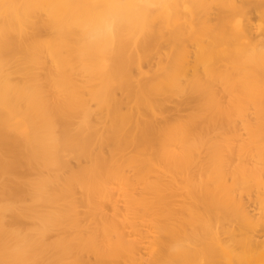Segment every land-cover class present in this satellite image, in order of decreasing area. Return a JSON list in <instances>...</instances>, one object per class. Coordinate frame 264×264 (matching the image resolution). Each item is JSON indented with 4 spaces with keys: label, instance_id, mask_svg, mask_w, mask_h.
<instances>
[{
    "label": "bare ground",
    "instance_id": "obj_1",
    "mask_svg": "<svg viewBox=\"0 0 264 264\" xmlns=\"http://www.w3.org/2000/svg\"><path fill=\"white\" fill-rule=\"evenodd\" d=\"M159 1L126 0L121 7L119 0H0V264H120L121 259L142 264L137 244L125 246L124 220L110 188L115 181L124 186L130 206L155 217L149 264H264V240L257 233L264 228L260 208L256 212L244 201L250 175L242 172L227 184L216 155H211L207 178L188 186L193 204L189 219L180 218L177 204L173 210L180 217L167 230L162 221L172 208L166 207L167 185L161 170L167 164L179 166L175 146L202 140L193 133L198 120L205 118L201 112L211 118L228 113L213 87L226 83L231 72L238 74L242 103L255 107L256 126L250 135L264 142V39L251 48L240 44L230 51L232 35L206 31L192 40L196 49L186 61L188 68L184 64L173 72L164 64L162 75L157 70L158 76L151 75L144 87L130 90L123 73L125 50L155 42L159 32L151 28L150 17L157 19L178 7L174 0H164L162 7ZM189 2L190 11L199 18L216 13L242 22L249 8L258 10L264 33V0ZM108 15L116 17L114 23ZM167 30L171 31L166 28L164 33ZM167 33L163 38L167 36L168 42L173 36ZM158 54L159 60L163 54ZM140 56V60L146 57ZM222 59L227 64L220 70ZM166 90L182 98L192 91L204 103L185 120L165 117ZM170 110L180 112V103ZM129 147L138 156H130V151L124 155ZM129 167L136 170V182L142 185L137 199L125 172ZM254 185L264 195V182ZM104 200L111 203V215L103 211ZM259 203L264 207L263 201ZM195 209H205L206 220Z\"/></svg>",
    "mask_w": 264,
    "mask_h": 264
},
{
    "label": "rangeland",
    "instance_id": "obj_2",
    "mask_svg": "<svg viewBox=\"0 0 264 264\" xmlns=\"http://www.w3.org/2000/svg\"><path fill=\"white\" fill-rule=\"evenodd\" d=\"M125 1L126 0H119V6L124 7L126 5ZM160 1H161V3H160ZM160 1H159V3L161 5V7L164 6V4H165L164 0H160ZM173 2H174V4H176L180 8V10L178 7L177 8L173 7L172 10L163 13L162 15L157 17V19L154 17H150L152 29L156 30V28L159 29L160 27H162L159 30L158 29L156 30L161 35V36H159V38H160L159 41L161 43L159 42L158 44L159 45L162 44V46L160 45L161 46L160 47L157 44V42H158L157 39H158L159 34L156 33L157 34L156 41L147 43L146 45L143 46L145 48L142 47L143 49L142 48L135 49L134 47H129L125 50V55L127 57V64L128 63L129 64L124 65L125 70L123 73L129 81L130 90L136 89L135 91H137V90L141 89L142 87H144L148 83L150 76L155 75L157 73V70H158V74H159V72H161L159 74V76L162 75L161 67H164L165 65L173 72L180 71L183 68L184 64H185V66L187 65L186 61H190L192 53L196 49V47H194V48L192 47V45H195L193 42L194 37L207 34V32H209L210 30H218L219 34L232 35L233 36L234 46L231 45L228 47L230 49V51H232L234 48H238V46L240 44H244V46H243L244 48H246L247 45H248V48H251V46L255 45L256 43L261 42L264 39V37H263L264 33L262 32V30L260 28L261 25H259L260 22H259V11L258 10L249 8L248 9L249 15H248L247 20L240 22V20H238L237 18L228 16V15L227 16L226 15L220 16V15H217L216 13H213L211 15L212 17H210V16L200 17V18L197 16L195 17L194 13H192V11H190L189 0H179V1L174 0ZM247 2L252 4L253 2H255V0H247ZM183 11H185L189 14L191 13L190 16H189V14L187 15ZM179 13H181L182 16ZM177 14H179V15H177ZM192 14L194 15V19H192L193 18ZM181 17H182V19H181ZM163 18H166V20H164ZM178 18L181 19L182 21L181 20L179 21ZM189 18H191V20ZM207 18H209V19H207ZM107 19L110 23H114L116 17L114 15H108ZM141 19L149 21V17H143ZM183 19H187V20L184 21ZM207 20H209V21L206 22ZM160 21H162V22H160ZM174 21H178V23L176 22V24H174L175 26L173 25V23H175ZM170 22H171V24H170ZM211 22H212V24H211ZM156 23H157V25H161V26L160 27L157 26ZM162 23L165 26H163ZM167 23H169L168 24L169 27L167 26ZM181 23H183V25L185 23L187 24L186 26H184V29L187 26L188 27L184 30L182 28L183 25H181ZM206 23H209V25H207ZM171 26L173 29H175V31L170 29ZM179 26L182 28V30H184V31L181 30V34H179L180 32L179 33L177 32L181 29ZM165 27L172 31V32L171 31L168 32V30H167L168 33L165 32V33H167V35L169 37L174 32L175 33L177 32L179 35L176 34V36H174V35H172V36L174 38L176 37L178 39H174L173 37L172 38L170 37V38H168V42H167V36H166V39L163 38V35L165 34L164 31H166ZM224 27H226V28H224ZM178 28H180V29L178 30ZM161 29H163V30L161 31ZM186 31H187V34H186ZM194 31H196L197 33L194 34ZM202 32H204V33H202ZM183 33L187 37L183 36ZM247 33H248V36H247ZM192 34H194V35H192ZM188 36H190L191 38ZM182 37L183 38L185 37L184 40ZM164 40H166V41H164ZM172 40H174L175 42L172 43ZM178 40H180L179 44L176 43V41L178 42ZM169 41L171 44V48H168V46L170 47ZM162 42L165 43L166 49L167 48H168V50L173 49V51L170 50V54H169V52L166 53L168 50H166V52H165V46L163 45ZM172 44L174 47L176 46V49L172 48L173 47ZM154 47H156V48L154 49ZM248 48H247V50H249ZM141 49H142V51H141ZM157 49H158V51H156ZM162 49H163V51H162ZM177 49H178V51H177ZM152 50H153V52H152ZM189 50H191V51H189ZM220 50H224V48L221 47ZM144 52L145 53L148 52V54H150V55L152 53L155 54V52L160 53V54H158L159 56H161L162 54L163 55H162V57H160L161 59L158 60L159 57L156 56L157 53L154 55L155 56V58H154V56H152L153 54L151 55L152 56L151 57L147 53L145 54ZM179 52H181V54ZM184 53H185V55H184ZM136 54L138 55V58H137ZM143 54L146 57L142 56V59L140 60V57H141L140 55H143ZM169 55H170V58H169ZM173 56H174V58H173ZM156 57H158V58H156ZM176 57L179 58V60ZM166 58H168L167 61H166ZM132 59H135V60H132ZM155 60L156 61L158 60L156 62L158 67L155 66V64H156V63H154ZM140 61H142L141 64H140ZM160 61H162L161 63H163V62L164 63L161 64ZM221 61L219 62L218 66L220 65L219 66L220 70H223L224 66L227 64V61L224 59H222ZM178 63H179V65H178ZM137 67H138V69H137ZM186 67L188 68V65ZM156 68H158V69H156ZM154 70H155V72H154ZM149 72H151V73H149ZM142 73H143V75H142ZM231 73L232 74L230 75V77L226 81V83H224L223 85L217 83L213 87V89L216 91V93L218 95L217 97L220 99V102L222 103L221 106L222 107L224 106L225 108H227L228 113L222 114L219 116H217L216 114H213V116L211 118V116L208 117V114L206 115L205 112H201V114L203 116H205V118L198 120L201 122H197V124H195V128H197V129L194 128L193 133L195 135L201 136L202 140L201 141L190 140L186 144H183V146L181 145V147L179 145L175 146L174 147V149H176L175 152L178 153V155L181 159L179 166L175 167L171 164H167V165H163L162 166L163 168H161L162 172L165 175V181H166V185H167V187H166L167 206L166 207L172 208L170 210L169 209L166 210V212H165L166 216L164 215V219L162 221L164 228H166L167 230L173 228L174 224L177 223V215L178 214L173 210V207L175 205L179 204V206L181 207V210L179 213V215L181 217L179 215L178 216L183 221L186 219H189V216L191 215V212H192V211H190V209H191V206L193 204L191 203L192 200L187 193L188 186L191 184V182H195V181L196 182H199V181L202 182L201 180H204L207 178L205 176L207 175V172H208L209 158L211 155H216L215 158L217 160V164H218L217 166H219V168L223 170V177H224L225 181L227 182V184H230L233 181V179H239V174L242 172L251 176V178L247 181V183L251 187L247 190L248 193L246 195H244V201L245 202L249 201L252 204L251 209H255L256 212H258L257 209L260 208L259 216H260L261 221L264 224V207L262 205H260V203H259V201L264 202V195H263L262 191L260 189H258L257 187H255V185H254V183H256V181H258V180L264 182V168H263L264 167V142H259V141L255 140L254 138H252V135H250L251 131H253L255 129V126H256L255 107L251 102L242 103L244 98L241 99V96L239 95V94H241V87H240V80L238 78V74L236 72H231ZM158 74H156V75L158 76ZM132 75H133V77H132ZM139 77H141V78L139 79ZM135 79L139 80V81H136ZM135 81H136V83H135ZM134 83L137 86H134ZM229 87L233 89V91H231L232 93L229 92L230 91L228 89ZM117 92L115 90L116 95L119 97L120 92L119 91H117ZM220 92H221V94H220ZM165 93L166 94H165L164 98H162L164 100L163 102H164L165 106L167 105L166 106V112L163 115L165 117H176V115H177V117H179V118L181 117V119L186 118L187 115L200 111L199 106H202V104L204 103V100L202 98H200L198 96V94H196L192 91H187V93L184 94L186 96L183 95V98L181 96L175 97L172 94L171 90L170 91L166 90ZM189 94H190V96H189ZM224 96H225V100H223ZM189 97L190 98L192 97V98L190 100H187V101H186V99H184V98H189ZM159 99H161V97ZM165 99H166V103H165ZM193 99L195 101H192ZM184 100L186 101V103ZM168 101H170V102L172 101L171 102L172 105H174L175 102L180 103L181 111L180 112L171 111L170 108L172 107V105L170 104V102L167 103ZM190 103L191 104L194 103V104L191 105ZM196 107H199V108L197 109ZM237 107H242L243 111L242 112L238 111ZM195 108L198 111H196ZM185 109H186V111H185ZM167 110H169V111H167ZM183 110H184V112H182ZM246 110H248V111L245 112ZM143 113H145V112H143ZM97 117H102V116L100 115ZM182 120H185V119H182ZM210 121H211V123H210ZM204 122L206 125H202V123H204ZM245 124L248 125L249 130H245ZM203 129H204V133H203ZM236 130H237V133H236ZM201 131H202V133H201ZM184 145H185V148H182V147H184ZM178 147H180V148H178ZM195 147H196V149H195ZM131 149H132V147L130 149H126L128 151L125 150V152H123V154L128 156V153L132 152L129 154L130 156L137 155V152H135V150L132 151L134 148L132 150ZM260 149L262 152H260ZM105 150H109V151H105V152L109 153L111 149L107 148ZM133 152H135L136 154ZM127 170H128V172H127ZM254 171L257 173L256 175H258L259 178L256 177L255 173H253ZM125 172H126V175L128 174L127 178L131 182H133V184H134L132 196H133V198L137 199L140 196L142 185H139L136 182V179H135L136 170L129 167V168H126ZM150 178L148 179V181L152 182L153 178L152 177H150ZM110 188L112 189V191L114 193V197H115L117 206H118V208L122 214V219L124 220V225H125L124 226V232L126 230V232H125V236H126L125 246H127L129 242L136 243L137 248H138V254L142 257V264H149L151 261L152 248H153V243H154V238H155V233H154L153 226H152V223L155 221V217L152 216L151 214L145 213L140 207L130 206L131 204H129L127 202V199L125 197L124 186L122 184H120L119 182H117V181L112 182L110 185ZM250 193H251V195H249ZM254 195H256V196H254ZM251 196H252V198H251ZM102 205L104 206L103 211L106 214L111 215L112 214L111 203L107 200H104V201H102ZM106 206H107L108 210L105 209ZM81 211H85V209L82 208ZM194 211L196 212V214H199V215L202 214L203 221L206 220L205 215L207 214V212L205 209H203V210H200V209L196 210L195 209ZM141 214H142V216H141ZM259 216H256V218ZM233 226H234V224H233ZM204 228H205V230L203 229V233H204V235H206L205 234L206 233V227H204ZM263 229H262V231L257 229V233H259V236H261V238H259V240H264V237H262V236H264ZM259 231H261L263 233V235ZM125 261L126 260L121 259L120 264H122L123 262H124L123 264H127ZM137 264H140V262Z\"/></svg>",
    "mask_w": 264,
    "mask_h": 264
}]
</instances>
